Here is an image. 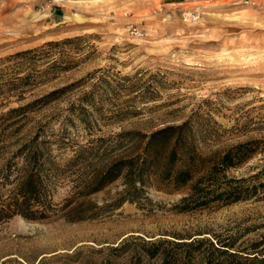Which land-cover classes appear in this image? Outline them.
Masks as SVG:
<instances>
[{
  "label": "rangeland",
  "instance_id": "obj_1",
  "mask_svg": "<svg viewBox=\"0 0 264 264\" xmlns=\"http://www.w3.org/2000/svg\"><path fill=\"white\" fill-rule=\"evenodd\" d=\"M196 5L204 14L184 20L181 8ZM183 121L205 155L258 141L228 175L261 172L264 182V0H0V204L16 183L22 160L10 158L20 144L38 135L60 168L42 196L49 218H0V264H203L207 255L229 264L210 243L239 257L264 250V194L180 212L187 189L149 178L117 206L119 178L88 196L95 217L68 222L55 211L120 156L118 134Z\"/></svg>",
  "mask_w": 264,
  "mask_h": 264
},
{
  "label": "trees",
  "instance_id": "obj_2",
  "mask_svg": "<svg viewBox=\"0 0 264 264\" xmlns=\"http://www.w3.org/2000/svg\"><path fill=\"white\" fill-rule=\"evenodd\" d=\"M21 54L25 52L18 53L12 58ZM57 92L51 91L45 98ZM43 99H36L25 106L10 109L5 115L19 116L25 109ZM187 126V121H183L177 125L167 124L150 134H143L140 131L118 134L123 141L118 140L116 145L111 146L119 148L127 140L120 156L102 170L93 171L86 180L77 183L71 197L66 198L55 211L68 222L95 217L96 205L87 199L88 196L119 178L123 179L124 188L119 192L120 199L117 206L124 201H134V197L130 198L129 195L137 192V184L142 186L149 178L159 186L172 185L175 189H187L188 194L175 205L180 212L201 209L211 204H233L264 194V182L259 181L261 172L253 174L248 179L228 175L229 171L247 163L252 155L260 150L258 141L237 143L224 151L216 150L205 155L196 151L193 132ZM48 143V141H40L39 136L36 135L30 141L20 144L10 158L20 157L22 163L17 169L15 185L9 190L7 199L0 204V218L6 219L18 215L25 220L39 221L50 217L47 213L49 205L42 196L54 187L60 168L49 153ZM93 149L94 147L91 146H81L80 154L88 156L93 153ZM9 162L10 160L7 162L8 171L11 167ZM42 171L48 172L47 182L41 178ZM194 242L199 246L203 243ZM210 247L212 253L217 256H226L230 260L229 264H264V250L249 258L227 253L228 249L223 247H230L222 244L221 241L216 245L210 243ZM154 253L155 251L151 256ZM204 258L203 264H215L211 255ZM162 259V264H171L166 257ZM218 264L226 263L223 261Z\"/></svg>",
  "mask_w": 264,
  "mask_h": 264
},
{
  "label": "built area",
  "instance_id": "obj_3",
  "mask_svg": "<svg viewBox=\"0 0 264 264\" xmlns=\"http://www.w3.org/2000/svg\"><path fill=\"white\" fill-rule=\"evenodd\" d=\"M238 3H248L249 0H236ZM203 6L201 5H196L193 8L186 10L185 8H181V14L184 17V20H189L192 22H195L201 14H204L203 11Z\"/></svg>",
  "mask_w": 264,
  "mask_h": 264
}]
</instances>
